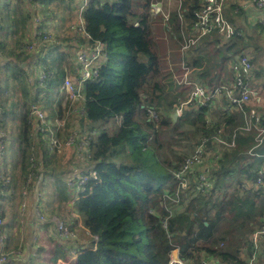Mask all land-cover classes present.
I'll return each mask as SVG.
<instances>
[{
  "label": "trees",
  "instance_id": "16d2710c",
  "mask_svg": "<svg viewBox=\"0 0 264 264\" xmlns=\"http://www.w3.org/2000/svg\"><path fill=\"white\" fill-rule=\"evenodd\" d=\"M36 1L15 0V7L26 12L21 15L20 24L13 10L2 9L11 0L0 6V32L2 23L6 22L8 29L15 30L12 36L16 37L10 45V37L6 42L0 34V60L5 63L0 69L5 79L0 96H6L10 87L20 89L23 94L12 107L20 109L23 146L20 168L16 175L13 170L3 174L15 184L17 192L9 194L5 188L0 200L18 196L23 201L20 190L24 185L33 182V189L40 178L54 176L55 184L59 185V198L67 202L65 211H69L72 200L70 213L76 216L75 224H81L84 233H88L76 251L78 264H169L175 248L179 249L185 264L212 260L215 261L212 264H249L255 253L252 235L264 227L261 191L264 186L257 187L255 183L258 172L264 168V158L248 154L257 132L245 129L246 118L240 110L232 107L220 110L214 101L208 106L187 105L182 117L173 124L170 112L181 105L180 97H188L187 88L177 87L181 90L178 96L167 90L174 87L175 74L182 79L183 63L193 70V79L209 89L233 79L230 63L252 47L249 33L252 24L245 7L238 4L239 0L226 4V16L239 32L234 39L225 40L213 33L180 56L183 33L188 29L190 35L198 21L197 13L202 9L200 0H182L181 7L179 0H169L174 8L164 10L163 6L156 20L152 6L164 0H89L77 21L82 24L75 27L79 31L71 29L72 35L61 44L56 35L59 27L53 25L54 32L49 31L56 21L31 22L36 14L39 17ZM59 2L66 4L65 0ZM77 7V4L68 5L71 12L77 11ZM19 25L22 32H17ZM158 26L160 37L155 38ZM255 27L264 31L259 23ZM55 35L57 39L53 43ZM44 38L50 42H43ZM167 39L170 47L164 44ZM41 43L42 49L28 53L27 47ZM97 43L102 45L103 57L96 67L98 76L84 84L80 100L73 105V100L68 102L69 110L75 113L66 128L58 133V128L50 124L64 116L61 104L55 105L60 103L57 99L65 98L61 85L68 74L74 80L81 77L76 51H90ZM49 53L55 55L48 56ZM68 58L74 61L72 69L66 71L64 64ZM27 61L29 66L22 67ZM7 64L15 66L14 70L4 71ZM33 65L37 68L36 82ZM43 72L48 76L39 81ZM263 78L264 69L254 72L252 80L262 79L256 87L251 83L258 94L264 93ZM35 86L38 90L33 95ZM32 107L49 112L46 124L31 115ZM246 109L252 110L248 106ZM6 110L0 105L2 124ZM148 110H154L159 121L150 119ZM261 116L264 118V114ZM162 127H169L175 137L192 135L198 141L209 139V147L222 130V138L234 141V146L221 150L216 160L209 158L205 167L184 173L189 184L181 189L180 181L184 177L179 180L178 168L172 170L159 157L158 131ZM55 131L61 141L74 137L70 150L74 158L83 157V166H75L80 167L82 176L88 177L84 185L78 186L75 181L74 186H66L67 182L60 185L65 173H56L59 155L50 146L51 134ZM83 141L88 142L85 149L80 144ZM258 152L264 154V147ZM184 161L182 158L181 162ZM202 178L208 183L203 185ZM60 215V219L66 220L65 214ZM54 223L51 216L45 226ZM262 242L254 264H264Z\"/></svg>",
  "mask_w": 264,
  "mask_h": 264
},
{
  "label": "rangeland",
  "instance_id": "374dc122",
  "mask_svg": "<svg viewBox=\"0 0 264 264\" xmlns=\"http://www.w3.org/2000/svg\"><path fill=\"white\" fill-rule=\"evenodd\" d=\"M59 1L60 0H37L36 1L37 2L36 7H37V10L39 12V17L38 18H40V19L37 18V14H36L35 15L36 17L32 18L31 22L32 23H39V21H40V23H41V22H44L43 20H45L47 22L56 21V23H53V24L50 25L49 31H51L52 33L54 32L53 31V27H54L53 25H56L57 29L59 27V29L56 31L57 32L56 35H58L57 42L60 40L59 44H61V42L64 39H67V38H69L72 35V32L69 30V28L74 23L79 21L81 10L82 9L84 10L87 7V1L89 2V0H65L66 4H64V3L60 4ZM229 1L230 0H227V3H229ZM71 3H72V6L75 5V4L78 5V7H77L78 10L77 11L71 12V10H69L68 5L71 4ZM170 3L171 2H169V0H164L162 3H157V4L161 5L160 7L157 6V4H153L154 5V7L152 6V10H154V13L152 12L153 13V15H152L153 19L156 20V18L158 16H160V14H162V9L161 8L163 6H164V10L173 9L174 7ZM15 6H16L15 0H11L10 4H8L7 6H5L2 9H4L5 11L13 10L12 12L13 13L15 12V17L17 18L18 24H20V22L22 20L21 15L22 16L26 15V12H25V10L22 11L20 7L18 8V7H15ZM226 12H227V9H226ZM236 13H238V12H236ZM226 15H227V13H226ZM249 21L252 24V26L249 29L250 36L252 37V40H251L252 47L250 49H247L244 52V54L247 55L248 58L253 60L254 71L260 72V71H262L264 69V31H258V29L255 27V25L260 22V18L256 19L257 23L253 19H250ZM261 25L264 27V22ZM2 26H3V30L1 32V39L5 38L6 42H7V39L10 37V45H11L12 43L15 42V39H16V37L14 39L13 36H12L15 30L14 29H8L6 22H3ZM20 26L21 25L18 26L17 32H19V31L22 32L23 31V28L20 29ZM44 26L48 27L49 25H44ZM158 27H159V29L158 30L155 29V31H154L155 38L160 37V34H159L160 26H158ZM31 32H32V27L29 30V33H31ZM186 32H189V30L188 29L185 30V33ZM158 34H159V36H158ZM56 35L54 37V42L53 43H55V41L57 39ZM48 42H50V41H48ZM164 44L167 45L168 47H170V40H168V39L165 40ZM43 46L44 45L36 46L34 51L42 49ZM82 52H83L82 50H77L76 51L75 55H77V59H78V55L81 54ZM28 53H32V52H28ZM49 55H51V54L49 53L48 56ZM53 55H55V54H52L51 56H53ZM181 55H182V53H180V56ZM73 61L74 60H71L69 58L67 59V61L64 64V67H65L66 71H69V70L72 69L71 66L73 64ZM83 61L84 60L80 61V63H81L80 66L82 65ZM28 64H29V61L23 63L22 66L23 67H27V66H29ZM39 64H41V62H39ZM181 64H182V62H181ZM183 64H182V69H183ZM230 64H232V63H230ZM14 68H15V66H13L11 64H7L6 68H4V71L14 70ZM171 68L173 69V66ZM32 70H33L32 75L34 76V79H35V76H37L36 75L37 68L34 67ZM229 70H230L232 78H233L231 81L233 82L234 75L232 73V69H231L230 65H229ZM183 72H184V69H183ZM181 75H182V73H181ZM46 76H48V73H46V72L44 73L43 72L41 74V77L39 78V81H41L43 79H46ZM174 77H175V85H174V87L172 89L170 87H167V90L171 94H173L175 96H178L179 92L181 91V90L177 89V87L180 88V85L178 84L180 79H179L177 74H175ZM66 80L70 81L75 87L78 88V86H79L77 84L78 80L72 79L70 74H68V76L65 79V81ZM263 80H264V78H263ZM0 81H1L2 86H3V83H5V79L3 78L2 75H0ZM33 81L36 82V81H38V79L37 80L35 79ZM65 81H64V83L61 86H62V92L66 93V97L64 99H62V100L57 99L56 101H59L60 103H55V105H57V106H58V104H61V107L64 110V114H63L64 116L55 119L56 122L54 124H50V125H54V126H56L58 128L57 129L58 133H59V130H64L66 128L67 121H70L72 119V117L74 116V113H75L72 109L69 110L68 102H70V100L73 99V101L71 103V105H73V104H75L76 101L80 100V98H81L79 96V94H77V95L73 94L74 95L73 97H71V95H69V93L65 89ZM230 82L224 81V85L228 86V85H230L232 83V82L231 83ZM261 82H262V79L258 80V81H257V79L256 80H252V84L255 87H256L257 84H260ZM10 88H11V90L9 89L10 90L9 96L12 97L13 99H11L9 101V102H11V104L10 103L7 104V106H8L7 110L8 111L12 110V107L17 102H19L22 99V97H23V94L20 91V89L19 90L17 89V93L13 96L12 95V91H14V89H13V87H10ZM34 89H35V91L32 92V93H33V95H36L38 87L35 86ZM78 90L81 91V89H78ZM186 90H187V96H188V93L190 91L188 89H186ZM253 92H252L250 100L246 103V107L248 106V108L250 107V109H252V110L251 111H247V109L245 107L244 111H241V112L243 114L245 112L247 114H251L253 112H255L258 115L264 114L261 111L262 109H260L257 106V105H259L260 107H262L264 109V106L257 102V101H259V102L264 104V93L263 94H258V92L256 91L257 92V95H256L255 94L256 92H254V93ZM42 95H43V93L40 94V97ZM60 96H61V94H60ZM184 97H180L179 98V102H181V105L180 106H176L173 109V111L170 112V114L175 112V111H177V112L179 110L182 111L183 108H185L187 105H190V104H187L186 95ZM219 104H220V106L219 107L217 106V107L220 110L221 109L223 110L222 106H224L226 104V102H225V100L221 99V102ZM148 114H149V118L150 119H153L155 121H159L158 114L154 110H148ZM45 115H47V117H48L49 112L46 111ZM182 115H183V111H182V113L180 115L178 114V119H180L182 117ZM9 121L11 122V120H9ZM43 124H46V119L43 122ZM48 127L50 128V126H48ZM220 131L223 134V131L222 130H220ZM58 133L55 131V132H53L51 134L50 146H51V149H53L52 152H57V154L59 155V156L56 157V162H55L56 164H55V168L54 169L56 170V173L64 172L65 175H66L62 179L63 182L60 181V185H64V182H67V183H65L66 186H68V187L69 186H73V184H71V183L74 182V181H75V184L82 185L81 184V180L80 181H76L78 178H80V179L82 178V174L79 172L81 170L80 167H76L75 164H80L81 166H83V157L82 156L81 157L78 156L80 158H74L73 155H72V151L70 150V149H72V147L70 146V144H68V142H70L74 137L71 136V137L67 138L65 141H61L56 136ZM158 135H159V138H160V146H161V148L159 149V157H160V159L162 161L170 164L172 166L171 167L172 170L178 168V172L179 173L183 172L184 167L186 165V161L190 158V156L192 154H194L197 151L198 147L202 146V143H203V140H201V141L199 140L198 141V139H196L192 135H190V137H188L186 135H180V136L175 137V135L173 134L172 130L169 127L168 128H163V127L160 128L159 131H158ZM55 141L57 142V145L54 144ZM84 142L85 141L81 142L80 144H82ZM256 143H257V138L255 136V142H254V146L252 148H254L256 146ZM6 144H8V142H6ZM220 147H221V149H220ZM263 147H264V143H263V145L259 146L257 148V150H255V152L258 153L259 155L264 156V154L258 152V150L262 149ZM224 148H225V146L219 145L218 143H216V140H214L212 142V147H209L207 144L205 146H203V153L201 154V161H202V165L201 166L205 167L206 163H208L209 158H212V159L216 160L218 158V153L221 150H223ZM7 149L8 150H6V155L0 159L1 160V162H0L1 165H3L5 168L9 167L11 162H12L11 148L10 147L8 148V146H7ZM83 149H85V148L83 147ZM248 154L250 155V153H248ZM182 158L185 159L184 163L181 162ZM19 168H20V166L16 167V169H17L16 172H19ZM73 170L75 172H73ZM13 172H14V174L16 173L14 169H13ZM175 173L177 174V172H175ZM186 173L188 174L189 172L186 171ZM52 177H53L52 178L53 179L52 182L54 184L53 183L51 185L50 184H45L44 188L46 189V191H48V194L50 196L52 194V196H51L52 198L51 199L55 198V200H56V201L54 200V208L57 210V214H56L57 217L56 218L53 217V219H52L55 222V228H56V225L61 224V222L62 223H66L68 228H69V231H70V236H66V237L70 239L71 233H72L73 239L76 240V239H78L76 234H78L79 237H82L81 240L84 241V238H85L84 236L87 237V235H85L84 233L81 232V230H80L81 224H80V227L74 228L75 222H71L70 219L63 220V219L59 218V217H61L60 213L66 214L67 210L65 211V208L67 207V205H66L67 202L65 200L62 201L59 198V196H61L60 192L57 191L58 188H59V185L55 184L56 182L54 180V176H52ZM202 182H203V185L208 183V181L205 178H204V180H202ZM31 184L29 185L30 189H31ZM188 184H189V178H187V176H186L185 182L183 184H181L180 188L184 189ZM261 185H256V186H261L263 188L264 183L261 184ZM24 187H25V185L23 186V188ZM76 189L78 190L79 187L76 186ZM76 189L74 191H76ZM261 191L264 193V189H262ZM33 193L35 194L34 186H33V189H31V197H32ZM76 193H79V191L76 192ZM28 196L30 197V193H29ZM29 197H28V200H29ZM72 202L73 201L71 200V202H70V204L68 206V209H71V203ZM51 203H53L52 200H51ZM51 203L47 202L46 205H45V208H47V205L48 206L51 205ZM175 203H177V202H175ZM40 210L43 211V207H41ZM50 212H52L50 209L49 210L47 209V212L45 210L42 212V215L44 217V221H46L49 218V216H48L49 214H47V213H50ZM70 215L72 216L73 214L70 213ZM74 217H76V216H74ZM73 228H74V231L72 230ZM71 230H72V232H71ZM56 234H57V232H56ZM21 237H20V240H21ZM262 241H263L262 243L264 244V239H262ZM64 249H65L64 251H67V250L70 251V249L67 246H64ZM171 255H173V252L171 253Z\"/></svg>",
  "mask_w": 264,
  "mask_h": 264
},
{
  "label": "built area",
  "instance_id": "2783aa9c",
  "mask_svg": "<svg viewBox=\"0 0 264 264\" xmlns=\"http://www.w3.org/2000/svg\"><path fill=\"white\" fill-rule=\"evenodd\" d=\"M4 1L6 0H0V6L3 5ZM28 3L33 2L34 0H26ZM202 2V9L197 13L198 21L193 25L191 28L192 33L189 35L187 32L183 33V39L184 43L182 46V54L185 55L186 52H189L192 48L196 47L201 40L204 38L212 35L213 33H218L221 35L225 40H232L234 37L239 35L238 30L232 25V23L229 22V20L226 17L225 8L227 4V0H200ZM181 7L182 0H179ZM249 3L254 4L258 9H264V0H249ZM88 3V1H87ZM154 7V5H153ZM154 13V10H152ZM264 22V17L260 18L259 24H262ZM82 23H74L70 27L74 31H79L75 27L78 25H81ZM49 37V36H48ZM49 39L44 38L43 42H48ZM41 44H33L29 47H27V50L29 52L34 51L36 46H40ZM82 53L78 55V62L83 61L81 67V77L76 79L78 80L77 84L79 85L78 88L75 87L70 81H65V89L73 97L74 95L79 94L80 91L78 89H82L84 84L91 80L94 77L98 76V72L96 70V67L98 65V62L102 60V45L100 43H97L94 48H92L90 51H85L82 49ZM81 64V63H80ZM184 74L182 79L179 80V85H184L190 92L188 93L187 97V104L190 105H199V106H208L211 102H220L222 98H225L227 105L222 106L223 110H229L231 107L236 108L240 111H244V108L246 107V103L250 100L253 89L251 87L252 78L254 76V67L253 64L250 61V58H248L247 55L242 54L231 64V69L234 75L233 82L226 86V85H219L214 89H209L207 87H204L193 79V70L189 68L186 64H183ZM61 93H63L66 97V93L62 92V86L60 88ZM79 92V93H78ZM67 93V94H68ZM254 93V92H253ZM74 94V95H73ZM73 100V99H72ZM32 113L36 120L45 121L46 115L42 111V109H39L37 107H32ZM183 111V110H182ZM181 110L178 111V114L180 115L182 113ZM244 116L246 118V130L252 131L255 130L257 132V143L254 148H251L249 151L250 155L252 157L257 158H264V156L259 155L255 152L257 148L264 143V118H262L261 115L256 114L255 112L251 114L244 113ZM43 130V129H42ZM53 133V132H52ZM223 134L221 131H219L218 136L214 137L213 139L216 140V143H218L221 146L225 147H232L234 146V141L228 142L224 138H222ZM6 134L1 128L0 123V159L4 157L5 150H6V143H5ZM209 139H204L202 146L198 147L197 151L190 156V158L186 161V165L184 167V170L182 172V176H180L181 173L177 175L179 180L181 177H184L182 181H180V184H183L186 179V171H192L196 167H199L202 165L201 161V154L203 153V146L207 144ZM74 143V138L68 142L70 146H72ZM57 145V142L54 143ZM84 148L87 147L88 142L82 143ZM23 149V146L21 147ZM85 151V150H84ZM95 175V172L92 173ZM10 178L6 177L4 178L0 174V199L4 196V190L7 188V191L9 194H14L17 192L16 186L14 183H10ZM81 180V184L84 185L88 177L82 176V178H79V181ZM204 180V178H202ZM30 183V181H29ZM264 183V168L261 169L257 174L256 179V185H261ZM73 184V183H71ZM9 185V187H7ZM77 185V184H76ZM74 186V184H73ZM81 186V185H78ZM262 186V185H261ZM257 186V187H261ZM29 184H26L22 190H20L21 195L23 196V201L21 204V211L24 213L27 208V201H28V195H29ZM42 210H38L36 213V217L39 219L38 221L45 222L44 217L42 215ZM5 221L0 216V227L4 225ZM56 232L60 239H66V236H70V231L66 223H62L56 225ZM69 239V238H67ZM262 239H264V227L261 229L256 230L252 235V241L255 247V253L251 257L249 264H254L257 257V251H259V247L261 246ZM173 255H170V262L169 264H185L184 260L180 258L179 255V249L175 248L173 251ZM8 254L7 252H0V264H4L7 262ZM203 264H212L211 261L204 262Z\"/></svg>",
  "mask_w": 264,
  "mask_h": 264
},
{
  "label": "crops",
  "instance_id": "0c3cea01",
  "mask_svg": "<svg viewBox=\"0 0 264 264\" xmlns=\"http://www.w3.org/2000/svg\"><path fill=\"white\" fill-rule=\"evenodd\" d=\"M24 1L27 2L26 0ZM248 1L249 0H239L238 4L245 7V10L248 11L249 20L253 19L257 23V18L264 17V9H258L255 5V7L250 5L252 3H249ZM1 29L2 28L0 27V31ZM4 65L5 63L0 60V69L3 68ZM32 67L34 68V65ZM1 87L2 83L0 81V89ZM9 89L11 90V88ZM10 90H8L9 93L7 92L6 96H0V105H3L5 108H8L7 104L13 99L9 96ZM16 93L17 89L12 91L13 96ZM219 103H217L218 107L220 106ZM19 110L20 109L17 108L12 109L11 113H9V111L7 112V110L4 112V114H6L4 118L2 117L4 128L0 118L1 128L6 134L5 143L8 142V144H6V150H8L7 146L8 148H11L12 157V162L9 167L5 168L0 163V174L2 176L6 170L12 172L14 169L16 172V167L20 166L22 145L20 135L21 117L18 116ZM9 120H11V122ZM73 172L75 171L73 170ZM52 178L51 175L40 178V181L38 180L36 187H34L35 194L33 193L32 197L31 189H29L30 197L28 196L29 200L27 201V208L24 213L21 211L22 201H20L18 196L12 200H7L5 198L0 200V216H2L5 221L4 225L0 227V252L3 251L8 254L7 262L4 264H78L76 253L83 242L81 240L82 237H79L78 234H76L78 239L74 240L71 233L70 239H60L56 234L55 223L53 225L45 226L47 220L41 222L38 221L39 219L36 217V213L41 207H43V211L45 210L47 212V209L52 211L47 213L49 214V218L52 216L53 219L57 213V210L54 208L55 198L51 199L52 194L50 196L48 191L44 188L45 184L51 185L53 183ZM51 200L53 203H51ZM47 202H50L51 205H47V208H45ZM68 210L69 211H66L64 216L67 217L66 219H70L71 222H75V215L71 216L70 209ZM77 227H80V225L74 224V228ZM74 228L72 229L73 231ZM80 230L84 233L82 227H80ZM84 234L88 236V233ZM84 237L86 238V236ZM64 246H67L71 252L68 250L64 251ZM213 262L215 263V261Z\"/></svg>",
  "mask_w": 264,
  "mask_h": 264
},
{
  "label": "water",
  "instance_id": "95a60500",
  "mask_svg": "<svg viewBox=\"0 0 264 264\" xmlns=\"http://www.w3.org/2000/svg\"><path fill=\"white\" fill-rule=\"evenodd\" d=\"M157 6L160 7L161 5L160 4H157ZM170 117L172 119L173 124H176L178 122V112L177 111L171 113L170 114Z\"/></svg>",
  "mask_w": 264,
  "mask_h": 264
}]
</instances>
